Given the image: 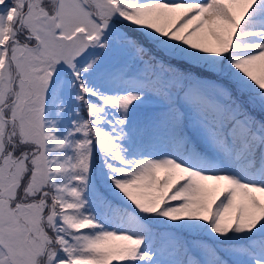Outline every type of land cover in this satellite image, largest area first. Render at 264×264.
<instances>
[{
	"label": "snow or ice",
	"instance_id": "obj_1",
	"mask_svg": "<svg viewBox=\"0 0 264 264\" xmlns=\"http://www.w3.org/2000/svg\"><path fill=\"white\" fill-rule=\"evenodd\" d=\"M0 264H264V0H0Z\"/></svg>",
	"mask_w": 264,
	"mask_h": 264
},
{
	"label": "rangeland",
	"instance_id": "obj_2",
	"mask_svg": "<svg viewBox=\"0 0 264 264\" xmlns=\"http://www.w3.org/2000/svg\"><path fill=\"white\" fill-rule=\"evenodd\" d=\"M256 115H259V113H256Z\"/></svg>",
	"mask_w": 264,
	"mask_h": 264
}]
</instances>
